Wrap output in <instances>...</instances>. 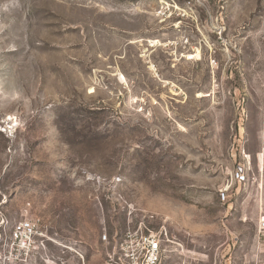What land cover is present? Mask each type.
I'll use <instances>...</instances> for the list:
<instances>
[{
    "label": "rangeland",
    "instance_id": "374dc122",
    "mask_svg": "<svg viewBox=\"0 0 264 264\" xmlns=\"http://www.w3.org/2000/svg\"><path fill=\"white\" fill-rule=\"evenodd\" d=\"M261 216L264 0H0V264H107L162 224L166 264H257Z\"/></svg>",
    "mask_w": 264,
    "mask_h": 264
},
{
    "label": "built area",
    "instance_id": "2783aa9c",
    "mask_svg": "<svg viewBox=\"0 0 264 264\" xmlns=\"http://www.w3.org/2000/svg\"><path fill=\"white\" fill-rule=\"evenodd\" d=\"M203 0H188L189 4L201 3ZM165 6L158 10V14L165 15ZM238 180H244L242 172L236 173ZM226 196V193H222ZM257 238L260 245L264 246V216L257 221ZM12 246L16 247L21 254L29 255L37 248L46 247V237L39 224L30 219L16 222L11 232ZM169 230L166 224L157 229H129L121 239L117 250L109 254L107 264H166V253L170 250L171 239L168 237ZM173 252V249L170 250ZM260 258H258L259 260ZM257 264H264L261 260Z\"/></svg>",
    "mask_w": 264,
    "mask_h": 264
}]
</instances>
